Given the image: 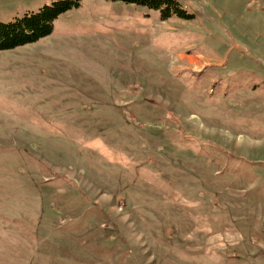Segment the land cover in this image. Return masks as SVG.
I'll use <instances>...</instances> for the list:
<instances>
[{
	"label": "rangeland",
	"instance_id": "374dc122",
	"mask_svg": "<svg viewBox=\"0 0 264 264\" xmlns=\"http://www.w3.org/2000/svg\"><path fill=\"white\" fill-rule=\"evenodd\" d=\"M177 1L0 51V264H264V0Z\"/></svg>",
	"mask_w": 264,
	"mask_h": 264
},
{
	"label": "trees",
	"instance_id": "16d2710c",
	"mask_svg": "<svg viewBox=\"0 0 264 264\" xmlns=\"http://www.w3.org/2000/svg\"><path fill=\"white\" fill-rule=\"evenodd\" d=\"M82 0H59L36 13L24 15L9 23H0V51L33 43L51 33L53 22L63 13L77 7ZM157 11L161 21L171 18L189 19L177 0H105Z\"/></svg>",
	"mask_w": 264,
	"mask_h": 264
},
{
	"label": "bare ground",
	"instance_id": "6f19581e",
	"mask_svg": "<svg viewBox=\"0 0 264 264\" xmlns=\"http://www.w3.org/2000/svg\"><path fill=\"white\" fill-rule=\"evenodd\" d=\"M194 59V58H193ZM193 59H191L190 61L192 62V61H194ZM197 59V58H196Z\"/></svg>",
	"mask_w": 264,
	"mask_h": 264
}]
</instances>
